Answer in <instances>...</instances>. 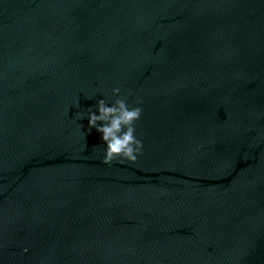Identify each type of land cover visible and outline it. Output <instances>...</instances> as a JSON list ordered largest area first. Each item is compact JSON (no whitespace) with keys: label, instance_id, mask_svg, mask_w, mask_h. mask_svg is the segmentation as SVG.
Here are the masks:
<instances>
[{"label":"water","instance_id":"obj_1","mask_svg":"<svg viewBox=\"0 0 264 264\" xmlns=\"http://www.w3.org/2000/svg\"><path fill=\"white\" fill-rule=\"evenodd\" d=\"M0 261L264 264V0H0Z\"/></svg>","mask_w":264,"mask_h":264},{"label":"clouds","instance_id":"obj_2","mask_svg":"<svg viewBox=\"0 0 264 264\" xmlns=\"http://www.w3.org/2000/svg\"><path fill=\"white\" fill-rule=\"evenodd\" d=\"M111 93L116 97L111 103L101 98L96 101L95 111L91 106L87 110L88 129L94 128L100 134L103 142L102 164H112L114 161L118 164L125 161L135 163L143 147L142 140L135 134V121L141 117L142 101L137 99L135 106H129L126 99L120 96V88H112ZM196 147L198 150L200 145ZM27 251V247L21 249L22 253Z\"/></svg>","mask_w":264,"mask_h":264}]
</instances>
